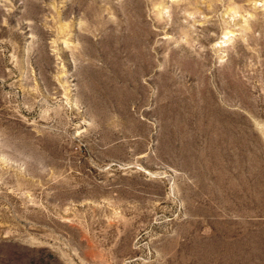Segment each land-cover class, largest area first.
I'll use <instances>...</instances> for the list:
<instances>
[{"label": "rangeland", "instance_id": "obj_1", "mask_svg": "<svg viewBox=\"0 0 264 264\" xmlns=\"http://www.w3.org/2000/svg\"><path fill=\"white\" fill-rule=\"evenodd\" d=\"M0 264H264V0H0Z\"/></svg>", "mask_w": 264, "mask_h": 264}]
</instances>
